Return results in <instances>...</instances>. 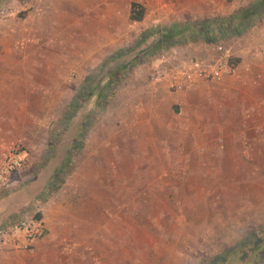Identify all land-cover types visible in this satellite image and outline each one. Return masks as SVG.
Returning a JSON list of instances; mask_svg holds the SVG:
<instances>
[{"label":"rangeland","instance_id":"374dc122","mask_svg":"<svg viewBox=\"0 0 264 264\" xmlns=\"http://www.w3.org/2000/svg\"><path fill=\"white\" fill-rule=\"evenodd\" d=\"M247 1L0 0V134L12 119L18 125L6 135L23 132L29 139L20 140L28 154L25 169L0 193L44 174L49 179L42 196L83 161L82 147L88 140L98 143L100 128H106L107 139L108 129L115 128L122 145L128 133L144 128L141 120L152 114H131L125 95L120 107L121 89L137 76L148 79L157 59L170 54L208 59L220 53L228 62L237 58L233 49L243 35L192 41L156 54L145 47L160 34L155 31L172 22L225 16ZM131 2L144 6L141 21L129 18ZM149 30L152 36L139 41ZM117 68L120 79L109 80L107 73ZM233 74L206 82L204 97L210 84ZM201 100V149L178 121L169 140L155 137L148 151H117L112 144L101 150L107 211L103 264H243L239 258L255 241L233 255L228 251L251 231L264 238V126L238 129V114H231L233 121L221 120L215 140L208 123L213 114ZM36 213L35 206H26L10 222L0 219V232ZM253 253L249 264H264V257Z\"/></svg>","mask_w":264,"mask_h":264},{"label":"crops","instance_id":"0c3cea01","mask_svg":"<svg viewBox=\"0 0 264 264\" xmlns=\"http://www.w3.org/2000/svg\"><path fill=\"white\" fill-rule=\"evenodd\" d=\"M251 1L240 5L237 2L234 9L229 10L234 11ZM219 8L222 9L221 6ZM201 11L205 9L201 7ZM241 40L240 46L233 49V55L239 58L232 68L234 74L210 84L207 98L202 94V88L207 86L206 82L214 81L199 80L183 90H175L166 85L151 83L146 74L137 76L129 81L127 88L121 89L119 106L123 107L125 104V95L131 114H152L151 118L141 120L140 125H144V128L140 127L136 132L128 133L123 145L117 138L115 128L108 129V139L106 128H100L98 143L92 144L88 140L82 147L83 161L74 166L57 188L46 190L42 196L39 195L49 179L44 174H38L17 190L1 192L0 219L7 218L10 222L19 213L23 214L26 206H35L36 212L40 213L44 231L32 242L21 239L20 248L0 244V264L104 263L107 211L105 161L100 152L105 149V144L114 145L117 151H148L149 144L155 137L163 143L165 139L169 140L180 121L179 125L188 134L193 132L196 136L194 145H198L204 134L201 117L197 115L202 114L201 99L207 100L209 107L205 105L204 108L209 109V114H213L208 117V123L215 140L216 129L221 120L224 118L227 123L233 121L231 114H238V129L252 126L259 131L264 126V20L257 22L244 33ZM14 124L18 125L9 119L8 127H4L0 134V154L16 139H26L23 132L18 137L6 135V130ZM38 131L39 136L43 135V128ZM197 147L201 149L200 145Z\"/></svg>","mask_w":264,"mask_h":264},{"label":"built area","instance_id":"2783aa9c","mask_svg":"<svg viewBox=\"0 0 264 264\" xmlns=\"http://www.w3.org/2000/svg\"><path fill=\"white\" fill-rule=\"evenodd\" d=\"M159 59H157L159 62L149 69L148 80L153 84L166 85L175 90H183L199 80H219L232 70L227 56L221 53L208 59L191 56L174 58L173 54L160 59L162 61ZM27 159L26 147L20 140L13 141L4 148L0 154V190L16 182L11 180V177L25 169ZM36 214L24 216L20 222L1 231L0 244L20 248L21 239L32 242L39 238L44 227L41 218H37Z\"/></svg>","mask_w":264,"mask_h":264},{"label":"trees","instance_id":"16d2710c","mask_svg":"<svg viewBox=\"0 0 264 264\" xmlns=\"http://www.w3.org/2000/svg\"><path fill=\"white\" fill-rule=\"evenodd\" d=\"M144 10V6L139 2H131L128 13L129 18L133 21H141L144 16ZM262 17H264V0H252L249 4L237 7L232 13L225 16L216 15L185 22H172L171 24L166 25L162 31L158 29L155 33L152 32V30H149V32H142L139 41L147 40L153 33L154 35L160 33L157 37L153 38L148 46L145 47L149 54H156L176 45H186L192 41L201 40L206 43H212L216 42L219 37L222 38L223 36L240 37L256 24L258 18ZM133 61L134 64L139 62L137 61V58ZM238 61L239 58L229 59V64L234 68ZM119 74L120 68L110 71L107 73L108 79L113 80L114 77L118 78ZM89 78L90 75H87L85 80H88ZM119 79L120 78H118V80ZM84 84L83 86L86 87V83ZM97 93L100 95L101 92L98 91ZM84 94L85 93L82 95ZM71 150L72 148H69L67 153H71ZM66 162H68V159H66ZM36 217L40 218V213H37ZM263 232L264 230L261 229V234ZM253 241H255V247H252L249 252H245L244 255L246 256H242V258L239 259L245 260L243 264L253 263L247 259H251L253 256L250 252H254V258L262 260L264 254H262L261 249L264 247V238L255 235V232L252 231L238 241L235 247L228 251V254H235L236 249H243L246 245L253 244ZM258 253L260 254L257 256Z\"/></svg>","mask_w":264,"mask_h":264}]
</instances>
